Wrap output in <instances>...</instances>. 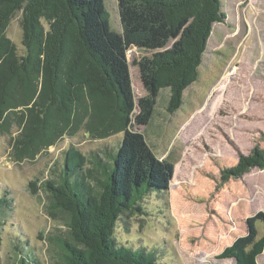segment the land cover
I'll list each match as a JSON object with an SVG mask.
<instances>
[{
  "label": "rangeland",
  "instance_id": "374dc122",
  "mask_svg": "<svg viewBox=\"0 0 264 264\" xmlns=\"http://www.w3.org/2000/svg\"><path fill=\"white\" fill-rule=\"evenodd\" d=\"M221 1L225 17L213 24L198 79L185 89L175 112L164 108L167 92H154L150 84V61L173 50L188 24L174 34L158 12L107 0L110 29L128 64L127 131L93 139L80 129L47 147H15L22 127L14 120L3 125L0 118V196L9 199L0 213V264H18L19 256L34 264H59L66 215L50 214L51 197L40 184L58 179L68 148L88 160L92 154L105 158V151H116L125 139L145 163L151 154L167 163L169 172L164 189L147 194L139 211L119 220L117 244L151 252L149 264H235L216 256L246 234V218L264 211V169L224 182L221 171L254 147L264 152V0ZM137 32L142 34L131 38ZM5 35L23 54L21 10ZM256 228L261 235V222ZM257 261L264 264V250Z\"/></svg>",
  "mask_w": 264,
  "mask_h": 264
},
{
  "label": "trees",
  "instance_id": "16d2710c",
  "mask_svg": "<svg viewBox=\"0 0 264 264\" xmlns=\"http://www.w3.org/2000/svg\"><path fill=\"white\" fill-rule=\"evenodd\" d=\"M106 1L0 0V118L3 125L14 120L22 127L15 147H47L80 129L90 138L103 139L129 128L128 64L110 29ZM126 1L131 7L158 12L174 34L188 24L173 50L150 61V84L154 92L168 91L164 108L173 113L181 106L185 89L198 79L213 24L225 17L222 1ZM20 10L23 54L17 53L5 35L9 20ZM104 153L105 158L92 154L88 160L70 147L58 179L40 184L51 197L50 214L66 215L67 236L58 239L59 264H149L154 260L143 248L117 244L115 233L119 220L124 222V215L139 211L147 194L165 188L169 166L151 154L145 163L130 139L116 151ZM252 168L264 169V152L258 147L224 168L221 180L241 177ZM8 204L6 194L1 195L0 213ZM257 222L262 224L261 235ZM246 227V234L217 258L259 264L257 257L264 250V211L246 218ZM17 263L34 264L21 256Z\"/></svg>",
  "mask_w": 264,
  "mask_h": 264
},
{
  "label": "crops",
  "instance_id": "0c3cea01",
  "mask_svg": "<svg viewBox=\"0 0 264 264\" xmlns=\"http://www.w3.org/2000/svg\"><path fill=\"white\" fill-rule=\"evenodd\" d=\"M163 91H166L167 92V95L169 94L167 90H163ZM167 100V99H166Z\"/></svg>",
  "mask_w": 264,
  "mask_h": 264
}]
</instances>
